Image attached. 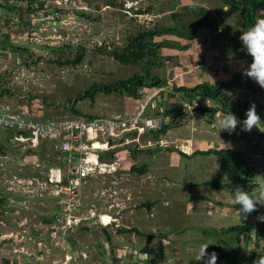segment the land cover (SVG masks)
I'll return each mask as SVG.
<instances>
[{"label":"rangeland","instance_id":"obj_1","mask_svg":"<svg viewBox=\"0 0 264 264\" xmlns=\"http://www.w3.org/2000/svg\"><path fill=\"white\" fill-rule=\"evenodd\" d=\"M133 1L135 2H132L134 5L131 9L128 8L127 0H115V4L112 5L108 3V0H45L40 8L38 5L28 6L22 0H11L8 2L11 10L0 8V110L15 112L16 108L22 106L33 112L35 116L44 118L76 115L112 116L130 113L129 111L135 109L142 99L136 100L127 95L98 92L93 100L89 98L73 100L77 92L93 83H111L140 71L143 63L123 64L110 54L113 48L122 47L128 36L141 30L161 26L189 29L196 21V13L202 7L207 9L206 14L209 17L218 22L220 30H230L232 34L241 31L240 13L231 7H226V10L221 0ZM138 11H143L142 15L137 13ZM258 12L260 18H264V7ZM210 33L213 35L212 45L214 44L215 48H211L209 34L204 29H199L197 35L190 39L172 33L154 37V41L161 44L157 51V64L152 66L151 70L165 80L166 84L160 85L163 90L159 92H157L159 88H154L158 86H142L139 90L141 93L139 98L149 99L151 102L154 98H159L162 102L163 93L167 92L168 95V92L173 91L174 86H187L209 79L212 81L213 79L211 80L207 74L212 77L217 71L222 70L225 63L223 60L228 58H232L233 63H236L237 70L225 76L227 81L251 63L252 58L243 56L247 55L243 46L236 48L229 44L223 36L214 32ZM222 40L230 45L229 48L227 45L220 48ZM185 45L188 47L184 48ZM225 51L230 53L225 55ZM80 52L84 53L80 62L60 63L67 58H75ZM188 53L191 54L192 59L186 55ZM211 54L218 55L217 61L215 57L213 58L216 62L213 65L218 70L215 68L207 70L202 66L204 63L206 66L209 65ZM184 59H187L186 64L188 65L194 64L196 60L198 67L186 75L177 74V67L188 69L187 65L182 63ZM239 63H242L240 67ZM246 78L248 77L241 73L240 78L228 86L226 92L229 97L264 105V89L251 90L247 86ZM248 79L254 87L259 86L254 80ZM176 93L178 97H172L171 101H175L178 108L170 109L173 102L162 103L163 107L158 108L159 113L153 111L152 107L150 108L151 103L147 107L148 115L158 118L162 127L167 126L164 131L158 133V137L162 139V147H158L153 154L146 150L154 149L156 146L154 144L147 145L137 150L136 153L135 149L133 151L134 165L137 167L145 165L150 169V176L149 173L143 175L146 183H150L146 199L140 198L139 193L136 192L141 177L137 171L131 170L127 174L109 176L107 183H103L100 179L91 183L85 189V199L89 202L88 204L94 203L97 207H106L108 204L100 203L97 196L101 190L107 188L110 183L111 188L122 190L126 188L132 200L129 202L130 206L126 208L127 213L123 214V222L131 228H137V220L135 219V224H133L127 217V215H133L132 212L129 213L130 210L137 208L145 215L142 230L154 234L151 236L137 228L138 232L134 231L136 233L133 235L125 236L126 240L136 238L137 243L143 244L141 241L154 237L151 241L153 246L161 240L159 237L166 236L168 237L165 238L168 241L166 243L168 252L164 246L162 248L153 246L156 251L155 256L166 261L163 264H203L202 261H196V259L204 246L216 243V240L220 239L227 240L231 244L236 243L231 235L221 237L223 232H219L218 236L207 233L211 229L207 224L227 227L239 223L240 219L225 217L220 213H214L211 216L200 213L186 214L190 201H197L201 194L207 196L216 194L212 190V185L207 182L211 181L208 179L215 178L214 175L217 173L213 171L219 168L220 159L214 154H181L180 164L176 166L172 164L174 167H170V164L165 162L167 153L170 149H175L174 145L179 147L177 150L186 149L183 144L187 142V140L178 142L174 140V137L192 134L223 142L222 133H224L227 135L226 140L230 147L246 149L250 163L255 169L253 180L255 185L264 183V141L258 140L254 133L255 128L251 131H242L241 125H238L235 131L230 133L226 130L221 131L219 127H210L209 121L215 119L217 122L225 113L217 111L210 118L200 109L184 110V102L193 97L182 95L180 92ZM250 93L253 94L252 98H249ZM212 102L215 104V101ZM71 108L78 109L81 114L74 113ZM173 109L174 113L179 109V116L173 117L174 114H171ZM256 112L262 121L257 128L264 130V109H256ZM181 114L183 115L180 118ZM234 115L238 119L237 114L234 113ZM244 119L246 118L238 120L243 121ZM168 128L175 135H168L166 133ZM188 137L191 138V135ZM0 138L2 154L9 157L5 159L3 169L0 170V264H63L66 252L70 253V260L67 264H77L81 260L78 254L80 247L86 249L87 245L99 247L97 250L88 252L91 260L101 255L99 243L107 239L108 232L113 234L114 238L112 231L92 224L77 227L63 237L56 235L52 240L49 235L50 221L57 209L54 199L45 195H33L19 187L10 189L7 187V182L1 178L2 172L9 177L17 174L25 178L33 176L34 173L42 175L47 164L58 158L53 143L40 141L35 147L18 148L8 142L5 135H0ZM14 157L18 160L16 161ZM34 161H38V164H33ZM157 165H162L166 169L168 180L162 183L167 188L170 186L172 190L165 198L152 188L157 182L156 177L159 173ZM204 179L208 180L207 184L201 182ZM171 182H174L173 186ZM131 187L132 190H129ZM253 190L252 187L248 191L251 193ZM151 200L154 203L152 209H148V205L141 207L145 203H152ZM140 201L142 205L139 204ZM165 201L168 202L165 203ZM111 204L110 209L116 211L118 207L115 202ZM257 207L264 211V207L259 205ZM165 216L168 217L167 225L178 221L182 227L177 229L174 224L168 228L161 227L153 231V222L156 220L157 226H163L161 222ZM179 230L183 231L179 232ZM257 240L256 243H252L251 247L246 244L245 250L251 255L256 253L258 257L263 255L260 251H264V248L262 250L260 248L264 247V235H261V238L258 237ZM66 245L68 249L65 248ZM111 245L114 246L115 242ZM225 247L227 248L226 245ZM73 251L78 254L76 259ZM219 259L222 264H225L221 258ZM54 261L56 263H53Z\"/></svg>","mask_w":264,"mask_h":264},{"label":"built area","instance_id":"obj_2","mask_svg":"<svg viewBox=\"0 0 264 264\" xmlns=\"http://www.w3.org/2000/svg\"><path fill=\"white\" fill-rule=\"evenodd\" d=\"M127 2L131 9L135 1ZM154 88H159L157 92L163 90L160 86ZM150 103L149 99L142 98L130 113L92 117H37L22 106L16 108L15 112L0 110V135H5L13 146L30 148L40 141H47L52 142L57 150V161L47 166L42 175L34 173L25 178L18 174L9 177L1 173V178L10 189L19 187L33 195L54 198L57 211L50 221L49 235L52 240L56 235L63 237L77 227L92 224L113 231L121 226H129L123 222V214L127 213L128 207L126 201L130 200L126 188H111L110 183L101 190L97 196L100 203L108 204L106 207L88 204L85 189L98 179L107 183L109 176L127 174L135 164L134 149L141 150L152 144L156 145L155 148L162 147V139L154 136L161 128L160 120L147 114ZM184 105V110L191 111L213 106V102L209 97L198 95L184 102ZM1 142L0 138V170L3 169L5 159L9 158L2 154ZM33 164L37 165L38 161ZM111 202H115L118 207L116 211L110 209ZM251 214L257 218L264 211L258 208V211ZM249 237H258L255 229L250 231ZM144 253L148 254L146 258ZM64 258L62 263L67 264L70 254ZM114 259L116 264H153L149 248L137 243L136 238L117 246Z\"/></svg>","mask_w":264,"mask_h":264},{"label":"trees","instance_id":"obj_3","mask_svg":"<svg viewBox=\"0 0 264 264\" xmlns=\"http://www.w3.org/2000/svg\"><path fill=\"white\" fill-rule=\"evenodd\" d=\"M11 0H0V8L6 10H11L8 2ZM28 6L38 5V8L42 7L45 0H22ZM223 5L227 7L234 8L238 10L242 17L241 31L235 34H232L230 30L222 31L218 25V22L209 17L206 14L207 9L202 7L196 13V21L192 24L189 29H178L177 27L171 26H161L157 28H150L138 31L135 34H132L127 37L125 44L122 47H115L110 51L111 56L116 59L118 62L123 64H141L140 71H137L127 77L116 79L111 83H93L89 87L85 88L82 91H79L75 94L73 100L78 101L84 98L94 99V96L98 92H103L106 94L114 95H127L133 98H139L141 93L139 92L142 86H160L165 85V80L158 77L151 70L152 66L156 65V58L158 57L157 51L160 47V42L154 41V37L160 36L163 34L172 33L184 38H194L197 35L199 29L207 28L211 32L217 33L218 35L223 36L227 39L228 43L234 45L236 48L242 46L239 36L241 32L247 30L253 25L256 19L260 18L259 9L264 7V0H221ZM110 5L115 4V0H108ZM122 5V2H121ZM122 7V6H121ZM29 10V9H28ZM137 13H143V11H138ZM188 46L185 45L184 48ZM84 53L80 52L73 59H65L60 63L70 64L78 63L82 60ZM242 71L237 72L230 80L228 81H217L216 83H209L203 81L197 83L193 86L187 87L184 85L172 87L173 91L168 92L167 98H172L175 96L176 92H182L188 96H206L215 101L213 106L203 107L200 111L206 115H209L210 118L214 116L218 110L224 112L225 114L230 111L231 113H236L238 119L241 120L246 118V111L249 109L252 102L250 100L239 101L233 97H229L226 89L237 79L240 78ZM247 86L251 90L262 89L260 86L254 87L251 80L246 78ZM253 94H249V98H252ZM256 109H263L264 105L255 103ZM172 106L177 108V104L173 103ZM74 113L81 114L80 111L76 108H71ZM166 127H162L154 133V136L157 137L159 131H164ZM254 133L257 136L258 140L264 141V130L255 128ZM157 148L148 149L146 152H154ZM135 153L137 150L134 151ZM202 153H213L217 155L220 159L219 164V176H226L230 181L228 184H222L217 181L211 180L207 183L212 184L213 186L225 187L232 186L233 183H238V185L243 188L245 191H248L249 188H252L255 183H253L255 177V169L250 163L249 156L243 150L228 147V148H219V149H209L208 151H200ZM134 153V154H135ZM131 170L137 171L139 173L144 172V169L133 165ZM263 174H264V164H263ZM149 204V203H148ZM240 206V205H239ZM264 215V214H263ZM259 224L262 223V228L264 230V222L260 220ZM261 222V223H260ZM254 225L252 224H236L229 226L223 231L232 233L235 238V235L243 233L249 235L251 229ZM261 228V229H262ZM137 231L136 227L127 229V228H117V232H133ZM236 235L235 241H238ZM108 238L109 235L107 234ZM150 236V235H148ZM227 248L229 250H224L218 247L215 244H209L207 247V254L210 256L212 253H215L216 256L221 258L225 264H253V261L258 257L256 255H249L247 252L240 251L238 248H235L233 244L227 242Z\"/></svg>","mask_w":264,"mask_h":264},{"label":"crops","instance_id":"obj_4","mask_svg":"<svg viewBox=\"0 0 264 264\" xmlns=\"http://www.w3.org/2000/svg\"><path fill=\"white\" fill-rule=\"evenodd\" d=\"M225 8L227 7V6H225V5H223ZM226 10H227V8H226ZM241 16V15H240ZM208 34H209V40H210V43H211V48H215L214 47V44L212 45V40H213V35H212V33H210L211 31L209 30V29H207V28H203ZM226 41H227V39H225ZM221 42V41H220ZM227 45V47L229 48V46L230 45H228L227 43H225V41L224 40H222V43L220 44V48H223V47H225ZM216 46H217V44H216ZM218 48V47H217ZM228 53H230L229 51H225V55H227ZM190 59H192V56H191V54L190 53H188V54H186ZM191 56V57H190ZM243 56H246V57H249V58H251L250 56H247V55H243ZM215 57V59H216V61H217V58H218V55H213V54H211V60H210V63H209V65L208 66H206L205 65V63L202 65L203 67H205L207 70H209V69H212V68H215V70H218L217 69V67H214V63H216V62H214L213 61V58ZM205 58V57H204ZM238 59H240V58H238ZM241 60H244V59H241ZM186 61H187V59H184V61L182 62V63H185L186 64ZM225 63H224V66H223V68H222V70H220V71H217V73H215L214 75H216V76H214V78H213V76L211 77L209 74H207V76L208 77H210L211 78V80L212 81H210V79L209 80H205V81H207V82H209V83H216L217 81H227L226 80V78H225V76H229L230 75V73L231 72H235L236 70H237V67H235V65H236V63H233L234 61H233V59L232 58H228V59H225V60H223ZM222 63V62H221ZM233 63V64H232ZM248 63H249V61H248ZM183 64V66H186L187 65V67H188V69L187 70H184L182 67H177V69H178V72H177V74H188V73H190V72H192L193 70H194V68L195 67H198V65H197V63H196V60H195V63L193 64V63H191V64ZM223 64V63H222ZM212 65V66H211ZM242 65V63H239V67ZM248 65V64H247ZM210 66V67H209ZM231 66H233L232 67V69H231ZM246 66V65H245ZM232 71H231V70ZM214 70V69H213ZM220 77V79H218ZM224 79V80H223ZM201 82H203V81H201ZM197 83V82H196ZM198 83H200V82H198ZM195 83H193V84H191V85H187V87H190V86H192V85H194ZM185 86V85H184ZM165 93V92H164ZM164 93H163V101L161 102L160 101V99L159 98H154V100L151 102V105H150V108L152 107L153 108V111H155V112H158V108L159 107H163V106H161L162 105V103H167V104H169L170 102H173V103H175V101H171V99L172 98H167L168 97V95L167 96H165L164 95ZM180 94H182L183 95V93L182 92H180ZM177 96V93L175 94V97ZM178 97V96H177ZM135 99V98H134ZM139 99H142V98H136V100H139ZM167 99H168V101H167ZM136 103H137V101H136ZM135 104V103H134ZM175 104H177V103H175ZM178 106V105H177ZM136 107V106H135ZM171 108H174L173 106H171L170 107V109ZM178 108V107H177ZM134 110V108L133 109H131V111H129V112H132ZM179 110V109H178ZM178 110L177 111H175V113H174V109L172 110V113L171 114H174L173 115V117L174 116H179V114H180V112H178ZM219 111V110H218ZM221 112V111H220ZM159 113V112H158ZM234 114V113H233ZM155 115H158V114H156L155 113ZM182 115L183 114H181L180 115V118L182 117ZM214 115H215V113H214ZM219 115V114H218ZM217 115V116H218ZM190 117V116H189ZM218 118V117H217ZM218 121V120H217ZM209 124H210V127H213V128H218L219 126L217 125V122L215 121V119H212L211 121H209L208 122ZM208 124V125H209ZM221 131H223V130H221ZM166 133L168 134V135H175V133L174 132H172V131H170V129L168 128V130L166 131ZM223 134V136H222V140H223V142H219V140H216V139H214V138H211V139H206V138H204V137H197V136H195V135H192V134H190L191 135V138L190 137H188V136H190V135H187V136H180V137H174V140H177L178 142H180V141H182V140H187V142H185V144H183L185 147H186V149H178L177 150V148H179L177 145L175 146L174 145V147H175V149H170V151L167 153V157H166V161L165 162H167L166 164H170V167H174V166H176V165H178V164H180V162H181V159H182V155L181 154H185V155H187V154H191V155H193V154H197V153H199V154H207V153H202V152H200V151H208L209 149H218V148H221V147H230L229 146V142L226 140L227 139V135H224V133H222ZM164 135V134H163ZM169 136V137H170ZM158 137V136H157ZM165 137V136H164ZM159 138L161 139V137L159 136ZM166 138V137H165ZM241 139V138H240ZM242 140V139H241ZM172 143H173V141H171ZM232 145V144H231ZM188 148V149H187ZM158 149V148H157ZM162 149V148H161ZM160 149V150H161ZM238 149H240V147L238 148ZM240 150H243V151H245L246 149H244V148H242V149H240ZM155 152V151H154ZM246 152V151H245ZM176 153H178V154H176ZM247 153V152H246ZM150 154H153V152H151ZM209 154H213V153H209ZM215 155V154H214ZM144 160V159H143ZM57 161V160H56ZM56 161H53V162H51V163H49L47 166H49V165H51V164H53L54 162H56ZM174 166H173V165ZM220 164V163H219ZM142 166V167H141ZM140 166V168L141 169H144L145 171L144 172H142V173H139L138 172V175L141 177L140 178V181L138 182V186L136 187V192H138L139 193V197L140 198H145L146 199V195H147V190L149 189V187H150V183H146L147 181L145 180V179H143V175H146V174H148L149 173V171H150V169H149V167H147V166H145V165H141ZM162 165H157V168L159 169L158 171H159V173H158V175H157V177H156V184L154 185V186H152V188H154V190H156L158 193H160L161 195H163V197L165 198L166 196H167V194L168 193H170V191H172L171 190V188H170V186L167 188L166 186H163V183L162 182H164V181H166V180H168L167 179V174L165 173V171H166V169L162 166ZM131 171H133V170H131ZM130 171V172H131ZM213 173H217L216 175H214L215 176V178H212V179H208V180H214V181H217V182H219V183H222V184H228L229 183V179L226 177V176H219V168L217 169V170H215V171H213ZM151 174L149 173V176H150ZM221 178V179H220ZM144 180H145V182H144ZM208 180H206V179H204L203 181H201V182H204L205 184H207L206 182L208 181ZM171 185L173 186L174 185V182H171ZM212 185V184H211ZM238 186V183H233L232 184V186H225V187H219V188H217V187H215V186H211V187H213L212 188V190H214L215 192H216V194L215 195H213V196H207V195H205V194H201L199 197H198V199H197V201H195V202H189V207H187L186 208V214L187 215H192L193 213H196V214H203V215H209V216H211V215H213L214 213H220L222 216H230V217H232V218H235V219H240V222L239 223H236V224H252V225H254L253 226V228L252 229H255L256 230V232L258 233V237L259 238H261V235H264V230H263V226H262V224H259V221H258V219L257 218H255V217H253L252 215H248L247 216V219H244L243 218V216H241V218H240V206L238 205V204H235L234 202H233V197H232V195H234V190H235V188ZM134 188V187H133ZM129 190H132V187H131V189H129ZM135 193V192H134ZM134 193H133V195H134ZM130 195H131V197H133L132 196V193H130ZM135 197V196H134ZM54 199V198H53ZM132 199H130L129 201H126V204L128 205V206H130V201H131ZM133 200H134V198H133ZM55 201V200H54ZM152 201V200H151ZM168 201H165V203H167ZM129 203V204H128ZM141 203V204H140ZM139 204L140 205H142V201H140L139 202ZM153 201H152V203H150V204H147V203H145V205H143V206H141V207H146V205H148L147 207H148V209H152V207H153ZM56 205V204H55ZM56 207H57V205H56ZM139 209H140V207H139ZM56 211H57V209H56ZM121 212H124V210L123 211H121ZM132 212V216H130V215H127V217L129 218V220L131 221V223H133V224H135L134 223V221H135V219L137 220V222H138V225H136L137 226V228L139 229V230H141V232L143 231L142 230V228H141V226L143 227L144 226V221H145V215L142 213V212H140L137 208H134L133 210H130L129 211V213H131ZM56 213V212H55ZM54 213V214H55ZM168 217L167 216H165L164 218H163V220H162V222H161V225H163V226H157L156 225V220L153 222V231H157V229L158 228H161V227H164V228H168L169 226H173L174 224L176 225V227H177V229H180L182 226L180 225V224H178V221L176 222V223H171L170 225H167V222H168V219H167ZM180 219V218H179ZM236 224H232V225H236ZM209 227H211V229H210V231H207V233H213V234H215L216 236H218V233L219 232H223L224 234H222L221 235V237H223V235H227V236H229V235H231L232 237H234L233 235H232V233H230V232H227V231H223L222 229H226V228H228L229 226H232V225H228L227 227L226 226H224V225H221V226H219V225H216V226H211V224L209 223V224H207ZM121 228H127V229H130L131 228V226L129 225V226H127V227H122L121 226ZM262 228V229H261ZM252 229H251V231H252ZM110 231H112V233H114V238H113V234L111 235V233H109L108 232V235H109V238H108V236H107V239H104V240H101V242L99 243L100 244V253H101V255H99V256H97V258H95V259H90V256H89V254H88V252H91L92 250H97L99 247L97 246V245H87L86 246V249L85 248H83V247H80L81 249L78 251L79 253V255L81 256V260L78 262L79 264H116V262H115V259H114V251H115V249H116V247L117 246H119L121 243H123V242H125V241H127V240H129V239H127L126 240V237L128 236H130V235H133L134 233H136V232H127V233H125V232H117V229H115V231H113V230H110ZM183 230H179V232H182ZM143 232H146V233H148V234H150L151 236H153L154 234H151V233H149V232H147V231H143ZM237 235V234H236ZM236 235H235V238H236ZM126 236V237H125ZM139 236H142V235H139ZM237 237H238V241H235L236 243L235 244H233L234 245V247L235 248H238L240 251H244L245 250V246H246V244H248L249 245V247H251V245H252V243H256V240H257V238L256 239H252L251 237H249V235H246V234H243V233H240V234H238L237 235ZM154 237H151V238H148V239H146V241L144 240V241H141L143 244H142V246H146V247H148L149 248V251L152 253V255H153V264H163L164 262H166V261H164L163 259H161V258H157L155 255H156V251H155V249L153 248V246L155 247V248H162L163 246H164V248H166V251L168 252L169 251V249L167 248V240L165 239V238H168V237H166V236H162V237H159V238H161V240L160 241H157V243L156 244H154L153 246H152V243H151V241H152V239H153ZM117 239V240H116ZM215 240H216V238H215ZM260 240V239H259ZM259 240H257L258 242H259ZM112 242H115V245L113 246V245H111V243ZM212 242V241H211ZM226 243H227V240H222V239H220L219 241L218 240H216V243H211V244H215V245H217L218 247H220L221 249H224V250H229V248H226L225 247V245H226ZM208 246V245H207ZM65 248L66 249H68V246L66 245L65 246ZM264 247H261L260 249L262 250ZM246 251V250H245ZM41 252V251H40ZM167 252H165V254L167 253ZM206 252H207V249H206ZM261 252V254H263L264 255V251H260ZM98 253H99V251H98ZM66 254H70V253H68V252H66L65 254H64V256L66 255ZM73 254L74 255H76V257H75V259L78 257V254H76L74 251H73ZM85 256H84V255ZM248 254V253H247ZM253 254V253H252ZM106 255L108 256V257H106ZM249 255H251V254H249ZM255 255H257L256 253H255ZM63 260H65V258L63 259ZM53 263H56V261H54ZM77 263V264H78ZM215 264H222V261L219 259V257L218 256H216V262H215Z\"/></svg>","mask_w":264,"mask_h":264},{"label":"clouds","instance_id":"obj_5","mask_svg":"<svg viewBox=\"0 0 264 264\" xmlns=\"http://www.w3.org/2000/svg\"><path fill=\"white\" fill-rule=\"evenodd\" d=\"M239 40L243 50L252 58L251 63L242 70V74L254 80L264 89V18L256 19L251 27L241 32ZM245 115L246 119L239 121L233 113L228 111L218 119L217 125L220 130H226L231 133L235 131L238 125H241L242 131H251L262 122L256 112L255 103L250 105ZM253 188L254 190L251 193L239 186L234 190V195H232L233 202L240 205V218L243 216L244 219H247L249 214L258 211V205L264 207V183H258ZM257 219L264 222V215H259ZM207 247L204 246L202 248L196 261H202L203 264H215L216 254L212 253L209 256L206 252ZM143 255L146 258L148 254L144 253ZM253 264H264V255L258 256L253 261Z\"/></svg>","mask_w":264,"mask_h":264},{"label":"water","instance_id":"obj_6","mask_svg":"<svg viewBox=\"0 0 264 264\" xmlns=\"http://www.w3.org/2000/svg\"><path fill=\"white\" fill-rule=\"evenodd\" d=\"M164 95L167 96V92H165Z\"/></svg>","mask_w":264,"mask_h":264},{"label":"bare ground","instance_id":"obj_7","mask_svg":"<svg viewBox=\"0 0 264 264\" xmlns=\"http://www.w3.org/2000/svg\"><path fill=\"white\" fill-rule=\"evenodd\" d=\"M188 149V148H187Z\"/></svg>","mask_w":264,"mask_h":264}]
</instances>
